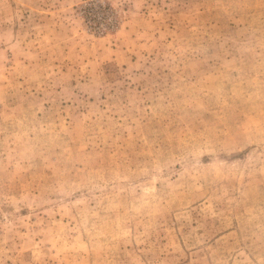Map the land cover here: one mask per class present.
Returning <instances> with one entry per match:
<instances>
[{"label":"rangeland","instance_id":"obj_1","mask_svg":"<svg viewBox=\"0 0 264 264\" xmlns=\"http://www.w3.org/2000/svg\"><path fill=\"white\" fill-rule=\"evenodd\" d=\"M0 264H264V0H0Z\"/></svg>","mask_w":264,"mask_h":264}]
</instances>
